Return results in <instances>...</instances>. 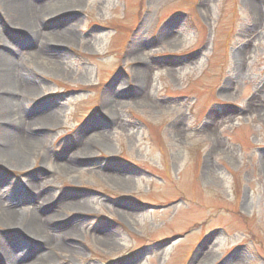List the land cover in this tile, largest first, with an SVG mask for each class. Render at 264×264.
I'll use <instances>...</instances> for the list:
<instances>
[{
  "label": "rangeland",
  "instance_id": "obj_1",
  "mask_svg": "<svg viewBox=\"0 0 264 264\" xmlns=\"http://www.w3.org/2000/svg\"><path fill=\"white\" fill-rule=\"evenodd\" d=\"M17 1L0 0L15 104L28 123L58 115L39 132L0 122V210L35 216L43 239L0 219V244L37 246L39 264H264V0H81L34 22L30 9L23 29L6 9ZM65 25L74 42L50 47ZM138 81L108 126L105 96ZM28 84L39 95L21 94ZM91 123L108 127L107 146L71 158ZM24 136L20 167L11 148Z\"/></svg>",
  "mask_w": 264,
  "mask_h": 264
},
{
  "label": "bare ground",
  "instance_id": "obj_2",
  "mask_svg": "<svg viewBox=\"0 0 264 264\" xmlns=\"http://www.w3.org/2000/svg\"><path fill=\"white\" fill-rule=\"evenodd\" d=\"M31 1L30 0H19L15 4H13V6L8 5L6 8L7 11H10L11 13H13L14 15L13 20H15V25L21 29H23V26L25 27V25H29V24L32 25V23L36 21L35 19L37 20L44 19L45 17L50 16L51 14L78 7L81 3V0L34 1L37 4ZM30 9L32 10L33 18L31 17ZM3 18H4L3 21L5 20L4 23L5 24L8 23V20H7L8 17H6L7 18L6 19L3 16ZM74 33L75 32L73 31L70 25L68 27L65 25V26L59 27L55 31L49 32L48 34L50 37L48 38L47 42L50 47L60 46V45L68 46L69 44L73 43L75 40ZM34 36H36V33H34L32 37L34 38ZM9 47L11 48L9 53L7 52L5 54L0 53V97L2 96L3 98L1 102L3 103L2 107L5 112V117L9 116V118H3V120L0 122L2 124L5 123L6 127L7 126L16 127V125H19V126L28 128L25 130L23 128L24 132L29 131L30 129H33V130L36 129V132H39L38 131L39 128L45 129L49 123H51L54 119H56L58 112L52 109L50 111L44 112L45 114H41L40 116H38L37 120L29 121V123L25 121L26 119L22 113V109H19L18 103L16 105L14 101L15 98L17 97V92L19 90L18 89L19 81L16 78V76L12 74V65H13L14 60H12L13 58L9 56V54L16 55L17 48L10 46V45ZM40 55H41V52L35 49L32 51L26 52L21 57V61H24V62L37 61L39 58L43 57V55L41 56ZM134 60H138L142 62L145 61L137 56L134 57ZM52 64L57 65L56 61H52ZM141 86H142V83L138 81L136 82L135 87L132 88L130 91L120 89L116 92L118 94H111L112 96L110 94H107L105 96L104 102H103V105H104L103 109L105 110L104 115H106L107 118H105L104 121L107 122L108 126L111 125L114 122V120L119 116L117 113L121 112L120 109H122L123 103L121 100L123 99L119 98L117 95H122V97H125L127 94L129 95V93L131 92L130 97H128V99L130 100L132 99L131 101L135 102L137 101V98H138L137 94L141 90ZM24 89L26 91L24 90L23 91L24 93H21V94H25L26 97H33V96H36L37 94L39 95L37 88L33 84L26 85ZM114 96H117V97L114 98ZM140 98L141 97H139V100ZM141 100L142 102L145 101L142 98ZM91 125L93 124L91 123L90 125H88L85 128V130L86 129L88 130V128H90ZM91 129L93 130L91 131L90 136L88 135V137L83 139L82 141L80 139H77L75 145H77L78 147V153L77 152L73 153L71 155V158L78 159V158L87 157L86 155L89 154L90 149L94 147L95 145L107 146L105 143L109 142L108 140L109 137H106L109 134L107 130L108 127L104 128L102 126V127L97 128V126H95V127H91ZM37 136L39 135H36L35 133H33L31 138L38 139ZM40 137L42 138L41 133H40ZM35 142H38V141H35ZM30 143L33 144V141L31 140ZM15 144H16L17 149H13V148L11 149L13 150V152H17V153L15 154L13 153L14 158H11V159L16 160L18 158L15 164H17L20 167H23L25 166V158H24L25 156L24 155L26 154V149L28 148L29 140L26 139V137L24 136L23 140H20L19 142H15ZM9 147H10V143H9ZM4 148H5L4 145H1L0 158L1 160L3 159V161L6 162L7 154ZM71 166L72 165L70 164V167ZM61 167L65 168V170L70 169V167H67L65 163ZM263 169H264V164H263ZM103 170L107 172V173H104V176L114 181H121L120 179L122 178H128V176H122L121 174L117 172H111V170L108 167L104 168ZM20 218H21V215L13 207L11 208L4 207L3 209L0 210V219L2 220L3 224H7L13 227L14 229H16L17 231H19L21 234L20 233H17V234H19L21 237H23L24 235L26 238H29V240H34L35 242L36 240L37 241L42 240L43 242L42 231L39 228V225L37 224V219L35 218V216L29 220H26L24 224L21 221L25 218H22V219ZM12 235L14 234H11V235L7 234V237H10ZM7 243L4 242V244H0V258L2 259V263L0 264H39L41 257L39 258L40 253L37 250V246H34V248L32 249H25L24 247V249L19 250L20 253H18L16 252L17 247L15 243H9V244Z\"/></svg>",
  "mask_w": 264,
  "mask_h": 264
}]
</instances>
